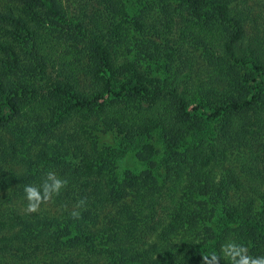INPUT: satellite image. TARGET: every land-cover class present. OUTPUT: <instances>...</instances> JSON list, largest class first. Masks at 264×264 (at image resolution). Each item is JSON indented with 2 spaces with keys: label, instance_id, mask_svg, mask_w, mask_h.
<instances>
[{
  "label": "trees",
  "instance_id": "trees-1",
  "mask_svg": "<svg viewBox=\"0 0 264 264\" xmlns=\"http://www.w3.org/2000/svg\"><path fill=\"white\" fill-rule=\"evenodd\" d=\"M160 3L157 23L137 24L148 34L143 52L158 56V42L165 40L169 50L175 42L190 40L205 55L208 84L194 81L198 70L191 68L185 76L190 79L179 87L117 63L110 43L120 35L119 0H89L88 22L66 19L57 0H0V154L6 149L4 134L16 126L47 123L60 129L65 150L53 153L46 146L30 162L26 179L40 183L49 168L58 166L56 173L69 181L58 202L86 197L82 218L89 221L111 196L99 171L131 154L139 164L148 163L141 175L123 172V191L135 199L123 211L127 224L105 219L94 233L116 237L117 230L129 232L134 225L140 233L141 226L150 232L161 228L168 249L148 264H202V255L227 241L230 231L250 255L264 256V220L252 214L253 198L234 203L230 194L250 182L264 184V48L241 52L244 27L231 15L230 0ZM174 26L178 33L170 40ZM91 117L123 142L120 151L96 155L86 142ZM230 150L242 151L241 168L252 180L233 170L241 157L231 162ZM214 218L219 219L212 223ZM84 222L88 230L91 224ZM72 223L77 232L73 252L83 251L84 258L92 253L94 264H147L135 251L126 256L123 244L97 248L82 222ZM1 248L3 254L25 253L21 245L3 243Z\"/></svg>",
  "mask_w": 264,
  "mask_h": 264
},
{
  "label": "rangeland",
  "instance_id": "rangeland-1",
  "mask_svg": "<svg viewBox=\"0 0 264 264\" xmlns=\"http://www.w3.org/2000/svg\"><path fill=\"white\" fill-rule=\"evenodd\" d=\"M119 1L123 5V15L118 21L120 35L117 34L112 37L110 43V49L114 51L117 63L128 65L142 75L160 77L163 82L166 81L168 84L179 87L184 81L190 79L185 76L189 72L188 68H191L193 72L198 70V77L194 76V81L204 85L208 84L210 75L209 66L204 62L206 60L205 55L201 53V50L195 48L190 40H185L179 44L175 42L169 50L165 47V40L158 42L159 47L161 44L162 48L158 56L143 52L142 44L147 40L146 35L148 36V34H146V28L140 31L137 24L143 23L150 26L160 20V0ZM57 2L66 19L77 22L89 21L91 16L89 0H57ZM230 4L231 15L236 16L244 27L245 35L239 47L241 52L248 50L256 52L258 48H264V0H230ZM177 33L178 27L170 28L168 38L172 40L177 36ZM175 47L177 48L176 53L172 52ZM167 52L175 55L173 60L168 57ZM91 118L88 128H86V142L94 146L96 155L102 154L104 156L106 152L120 151L124 146L123 142L113 134L105 132L101 122L96 121L94 117ZM25 126H16L13 130L11 129L12 132L10 131L7 135L4 134L6 149L3 154H0V251L2 244L6 243L23 246L25 253L19 251L3 254L0 252V261L3 264H48L49 262L52 264L57 262V264L63 262L65 264L67 262L94 264L92 256H89L92 253H87L88 256L85 257L88 258H84L81 254L83 251L73 252L76 225L72 223L73 219L70 217V212L75 203L65 204L67 205L65 208V205L58 202L66 189L55 199L54 203L42 206L38 213L27 214L25 212L27 201L25 200L24 187L29 184H39V182L26 179L30 162L34 160L36 155L46 150V146L53 153L62 151V149L65 150V134L60 129L53 128L47 123L35 127ZM12 145L15 147L13 148ZM229 153L231 162L236 161L235 159L239 160L241 157V160L235 162L238 166L233 167V170L243 176V179L252 180L248 173L241 168L242 151L230 150ZM49 155L52 156L51 153ZM157 161L158 159L153 162ZM57 168L58 166H54L49 169L56 172ZM148 168V163L146 166L139 164L134 154L114 162L113 166L108 164L103 171H99V176L104 180L107 179L106 183L111 193L107 207L92 216L93 221L84 218L74 220L75 224L81 221L79 226L84 229L87 228V224L83 225L85 220L91 224V227L86 230L91 233L88 236L97 248L106 246L108 243L123 244L126 245V256H133L132 252L135 251L136 255L135 253L134 255L143 256V260L147 264L150 260H157L160 259L159 257L165 256L168 249L163 237L166 234H163L161 228L156 232H150L141 226L144 232H148L146 238H144V232L140 233V227L136 225L129 232L125 229L117 230L116 237L108 234V232L107 236L104 237L102 234L99 236L94 233L97 231L96 228L106 223L105 219H113L122 222V224H127L124 222L123 211L132 207L135 199L127 191H123L125 177L123 172L124 170H131L140 172L139 175H141ZM254 182H250V186L245 185L240 191L234 190L230 194L234 203L239 200V197L253 198L254 210L252 214L257 215L258 218L262 215L261 218L264 220V184L258 185ZM117 189H119L118 195L115 194ZM209 207L208 205L207 208ZM220 216H223L222 213ZM217 219L219 218L212 219V223ZM51 224L55 227H51ZM112 225L108 224V226ZM63 226H69V228L64 231ZM45 227H50V230H43ZM196 231L202 233V226L199 228L197 226ZM215 231L220 232L218 228ZM233 234V231H230L229 236L225 235L224 237L229 240L232 239ZM171 239L174 242L177 241L175 236H171ZM221 245L214 250L218 255ZM84 260H87V263H83ZM224 263L227 264L221 258L220 264Z\"/></svg>",
  "mask_w": 264,
  "mask_h": 264
},
{
  "label": "clouds",
  "instance_id": "clouds-1",
  "mask_svg": "<svg viewBox=\"0 0 264 264\" xmlns=\"http://www.w3.org/2000/svg\"><path fill=\"white\" fill-rule=\"evenodd\" d=\"M69 181L67 178L59 176L54 170L48 169L38 185L29 184L24 187L25 212L27 214L38 213L42 206L54 203L63 190L67 188ZM87 198H81L73 205L70 217L73 220L82 219V212L87 210ZM67 208V205H65ZM223 258L227 264H264V256H252L249 248L235 239L225 241L220 247V254L215 251L207 255H202V264H220Z\"/></svg>",
  "mask_w": 264,
  "mask_h": 264
}]
</instances>
